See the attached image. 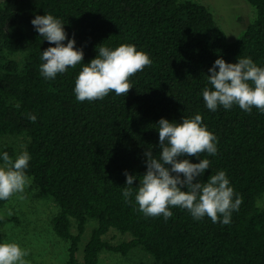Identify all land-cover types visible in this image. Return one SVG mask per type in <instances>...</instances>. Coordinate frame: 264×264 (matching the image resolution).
<instances>
[{"label":"trees","instance_id":"16d2710c","mask_svg":"<svg viewBox=\"0 0 264 264\" xmlns=\"http://www.w3.org/2000/svg\"><path fill=\"white\" fill-rule=\"evenodd\" d=\"M247 1L255 20L229 41L208 8L192 0H0V141L25 137L31 157L27 175L37 196L57 205L53 230L70 242L66 264H81L77 252L90 221L95 224L82 264H97L102 250L127 255L135 248L152 258L149 264H264V209L257 205L264 193V114L236 105L211 112L202 96L211 88L208 69L216 59L234 64L250 57L264 68V0ZM44 14L64 23L68 39L83 50L85 65L100 46L114 50L122 44L147 53L152 65L130 78L127 96L113 92L103 100L78 102L73 90L83 64L52 80L40 73L41 53L55 46L31 24ZM196 114L218 148L215 156H200L211 161L201 179L224 171L243 198L229 225L208 217L194 220L179 207L170 208L167 221L146 217L134 195L131 203L122 195L123 173L142 176L144 152L161 151L158 121L181 123ZM4 152L16 159L12 144L0 147V157ZM9 200L0 201V210ZM11 220L16 218L0 215V243ZM110 230L130 239L113 245L104 239Z\"/></svg>","mask_w":264,"mask_h":264},{"label":"clouds","instance_id":"9594fccd","mask_svg":"<svg viewBox=\"0 0 264 264\" xmlns=\"http://www.w3.org/2000/svg\"><path fill=\"white\" fill-rule=\"evenodd\" d=\"M31 24L40 37L55 45L41 53L40 73L46 80L83 64V50L75 47L74 38L68 39L60 19L51 14L37 15ZM151 65L149 55L137 51L134 45L122 44L114 50L100 46L96 58L83 64L75 80V98L78 102H93L113 92L125 97L133 88L130 78ZM208 72L211 88L205 87L202 96L209 111L216 112L220 107L230 110L236 105L245 113L250 114L255 108L264 114V68L258 67L250 57L239 58L234 64L216 59ZM28 119L35 123L37 117L30 114ZM158 136L159 155L154 156L150 149L144 152L146 172L140 177L123 173L125 201L131 203L134 195L138 210L146 217L163 216L167 221L173 215L170 208L179 207L189 212L194 220L208 217L212 223L229 225L232 213L239 210L243 198L236 196L224 171L209 175L206 181L201 179L211 161L200 159V156L204 153L215 156L218 152L217 138L207 130L202 116L183 118L181 123L161 118ZM186 157H195L199 163H191ZM0 159L3 161L0 201L13 196L24 199L22 194L32 182L26 172L31 159L29 153L22 152L13 160L4 152ZM136 180L139 183L134 188ZM28 255L29 251L17 243H0V264H29L25 259Z\"/></svg>","mask_w":264,"mask_h":264},{"label":"rangeland","instance_id":"374dc122","mask_svg":"<svg viewBox=\"0 0 264 264\" xmlns=\"http://www.w3.org/2000/svg\"><path fill=\"white\" fill-rule=\"evenodd\" d=\"M184 1V0H182ZM208 8L216 24L224 31L229 41L238 39L245 32L249 24L256 17V11L247 0H192ZM12 144L15 148V158L25 152V137H6L0 141V147ZM24 199L13 196L0 210V215L16 220L5 223L3 231L4 243H17L21 248L29 251L25 259L29 264H66L70 242L58 237L52 227V218L58 211L53 201L37 196V189L31 185L25 189ZM259 208L264 209V193L257 201ZM9 212L12 214L9 215ZM90 221L83 234L77 252L79 263H83V249L94 226ZM72 232L75 229L72 228ZM109 243L116 245L127 241L130 236L110 230L105 238ZM152 258L141 248H135L122 255L118 252L102 250L97 264H149Z\"/></svg>","mask_w":264,"mask_h":264}]
</instances>
